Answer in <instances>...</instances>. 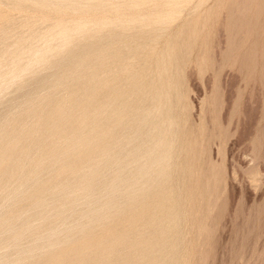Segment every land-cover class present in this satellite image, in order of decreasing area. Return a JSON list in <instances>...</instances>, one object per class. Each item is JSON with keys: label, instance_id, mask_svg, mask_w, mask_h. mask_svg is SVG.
Returning <instances> with one entry per match:
<instances>
[{"label": "rangeland", "instance_id": "1", "mask_svg": "<svg viewBox=\"0 0 264 264\" xmlns=\"http://www.w3.org/2000/svg\"><path fill=\"white\" fill-rule=\"evenodd\" d=\"M224 2H226V0H181L178 1L180 5L177 6L178 15L176 12L175 14L177 16L175 15V17H173L174 19L172 18V21L170 20L169 23L160 26L158 24L150 25L148 28L143 27V29L142 27H130L125 29V34H121V37H124V39L120 37L122 41L121 39L117 41L119 36H114L109 39V43L112 42L110 44L114 43L112 45L114 48H116L117 45L120 47L118 48L119 51H115L118 53L113 55L115 58L114 62L111 63L112 60L107 61L103 67H101V76L105 79L103 83L107 84L110 88L109 90L106 88V91H103L101 96L99 94L100 98H98V103L103 105V109H99L103 111L99 114V119L104 123L106 128L110 126L108 137L112 140V138H116L115 136L119 138L120 136L118 135L127 134V138L130 140V138L141 136L143 137L142 141H140L141 143L143 140H148L149 134H153L157 138L159 128L157 127L158 118L164 119L166 116L165 114H167L168 117L172 114L171 118L175 117L176 123L170 126V134L166 124L159 128V131L163 129L165 134L167 133L164 140L166 142L167 154L170 156V160L168 161L171 169L170 173L168 172L169 174L167 173L164 175L162 179H158V171L155 170V175H153L155 178L157 177V181L152 184H150L151 182L148 180L145 183L139 181L137 186L141 185L142 187L139 190L141 199L134 202L133 206H130L129 203L128 205H123L122 202L119 204L120 202L116 201V198L120 196V193L117 191L118 189L112 193L115 200L113 205L117 207L119 204L124 210L122 219L120 218L121 221L119 220V223H123L121 224L122 230L119 231L120 233L113 236L115 239L112 238L108 241L109 244L111 243V246L108 248V253L95 252L94 256L98 260L97 264H120L130 247L135 248L140 243L138 240L147 239L151 243L150 246L147 247H151L155 252L147 248L148 251L152 252L154 257L155 255L158 256L159 250L163 251V253H161L164 258L167 256L165 258L166 261L164 260L168 262L167 264H196V255L192 257V255H187L188 253L185 252L188 245L193 243L194 240L193 232L191 231V234L188 233L190 231L189 221H186L187 219L184 218V213H182L185 212V203L183 202L185 198L183 197L186 193L184 192L187 191L188 186L191 185L189 184V171L186 170L187 159L185 158H188L189 150L186 141L191 138L190 131L194 129L195 132L199 129L204 130L203 127L213 129L215 124L218 126L221 124V129L218 127L220 131L223 129L222 132L224 133H221L222 137L220 136L221 141L213 139V143H209L207 148L203 151L205 154H203L209 161L212 160L211 162L213 164L215 163L214 165L217 166L219 164L217 167H220L221 170L222 185H220L219 195L214 198L216 206L214 205L215 208H213V213L217 215V218L213 226L214 230L211 241L213 243H211L210 246V248H212V250L210 249L211 257L209 258L210 255L207 257L208 260L206 259L205 264H264V86L256 77V74L254 75L253 73L249 78L244 75L246 71L243 68L241 69L238 64L226 62L221 59L223 58L221 56L222 53L224 52L225 54L227 52V35H229V32H227L228 30L225 29L227 16H225L226 11H224L226 8L223 7H225L227 3L225 4ZM149 5H145V8H142L143 10H139L137 13L144 16L151 13L154 14L157 11L160 15L165 14L163 8L158 7L152 10ZM11 6L12 4L9 1L0 3L2 13H5L4 15H7V18L12 20L10 21L9 19L10 23H5L7 25H3V27L6 26L4 28H6L7 34L5 37H0V54L2 51H7V49L12 48L18 39L25 38L26 36L28 37L33 33L38 35L43 34L47 29L52 27L56 21L55 19H57V15H52L53 17L55 16L54 19L51 16V20L49 18V20L47 19L39 22L35 20L38 18L34 9L32 10V8L26 7L25 10L23 8H21V10L20 8L15 10V8ZM217 8H221L222 10L217 11ZM141 11L145 14H142ZM220 11L222 13H219ZM207 12L208 14H206ZM214 12H218V14L215 13L216 16L218 15L217 17L214 15ZM63 16L65 18L67 17L66 15ZM214 17L216 19L215 21H213ZM208 18L210 20L206 21ZM196 22L199 23L197 24ZM194 23L197 26V30L191 32L194 31L192 28V26L195 25ZM120 31V29H114L113 33L120 34L118 33ZM192 33L196 34L190 37ZM209 33L210 36H208ZM106 37L107 36H103L104 39L98 41L102 49L103 45L108 43ZM204 38L207 39V42H211L209 44L210 48L212 46L210 51H212L214 61L212 62L213 67L210 65V68L209 65H207L208 67L206 65H199L196 57L199 54V51L197 52L199 49L198 43ZM38 44L39 42L36 41H28L24 43L23 47L37 46ZM109 49L110 48H107L104 51ZM116 54L121 58H117ZM7 58L9 59V57ZM7 61L8 60H6V62ZM28 62L29 58H24L22 63ZM220 62H223V65ZM8 63L9 61L0 64L1 75L5 76L10 70V63ZM226 63L231 65L228 66ZM233 65H237L239 68ZM218 66H221V68L215 69ZM161 67L166 68V72L158 75L157 71ZM123 69L124 71H122ZM113 70L114 72H112ZM47 71L48 70H46V72ZM46 72L44 70L42 74ZM49 72L50 71H48V73ZM30 76L31 75H25L21 77L20 83L22 85L21 87L20 84L18 85L20 90L16 85L0 86V126L6 133H9V130L15 128V126L12 125L13 123H10V117L19 118L20 121H23L22 123H25V121L27 123L31 122L30 118L27 117L26 119L27 115L23 114L26 97L31 90L34 92L37 91L32 96L34 101L43 99L42 101L46 104L61 100V98L62 100L64 98V100H66L68 97L67 93L69 94L70 82H65L64 85L61 84V87L59 86L58 89H53L51 84L46 83V87L43 85V88L39 87L40 89L36 90V88L33 90V83L30 84L33 78ZM158 78H160V81H158ZM103 79H100V81H103ZM160 82H163L164 85L168 82L173 84L170 86L172 88L169 87L168 90V97L170 100L160 99L165 103L167 102L169 105H166L165 111H162L161 114L156 112L150 113L154 105H158V85ZM24 85H27V87ZM108 91L111 92L108 93ZM113 94H115V96H113ZM81 96H83V94H81ZM111 96L114 100H112ZM107 97L108 100L111 99L108 101ZM118 98L119 102L116 101ZM128 98L129 100H127ZM107 102L110 106L107 105ZM113 102L114 105H111ZM119 106L125 109L121 110L122 108ZM117 107H119V114L124 113L122 114L123 118L127 120L121 125H116L115 123L110 124L108 121H105L108 118H112L113 112L111 113V111L117 110ZM234 108L236 109L235 111H233ZM146 109H149V111ZM212 110H215V112ZM137 117H139V119ZM214 117L215 119L213 121ZM215 120L217 121L215 122ZM155 124H157V126ZM159 125H162V123ZM195 126H198V128L196 129ZM191 127H193V129ZM207 128H205V130ZM116 130L119 134L116 133ZM115 133L117 135H115ZM255 139L259 140L260 143H256ZM169 140L174 141L173 147H170V152L167 147ZM137 142L138 140H131L130 144L132 146L128 145L126 147L134 148L137 146ZM151 142L153 144V140H151ZM127 143L128 140L126 144ZM148 145L149 143L146 146ZM157 145L158 144L155 143V146ZM257 145L260 147H257ZM0 146L2 147L1 142ZM17 149L18 147L15 150H10L11 156L8 150L5 149L3 151L0 155V169L4 170L5 168L10 170L17 166ZM102 150L104 149H99L98 156L102 155ZM140 150L143 151L145 149L142 148ZM142 151L140 156L144 153V151ZM13 152H17L16 154L14 153L16 156L14 154L12 155ZM107 152L109 153V150L103 153ZM256 153L258 156L255 157ZM38 154L43 158V153L40 152ZM157 155L158 153L152 156L158 157ZM8 157L13 158L7 161ZM65 157L66 160H71L72 156L65 154ZM107 165L109 167V164ZM49 168L50 166L42 165L39 167V171L43 181L50 180L49 187L51 188L49 190L50 193L46 196V203L48 202L49 209H52L54 205L62 204L66 196H64V194L61 195L58 191L57 185L55 184L56 182H54V178H52V170H49ZM127 174L130 173L127 172ZM108 177V175H104L103 179L101 178L102 182H104V178ZM99 181L100 180H98V183L101 184L102 182L100 183ZM1 182L2 181H0V221L6 212H12L14 215L12 216L13 219L10 220L11 226L8 228V231L0 227V264H54L46 261L47 256L60 253L66 248V246L62 244V246L54 244L65 240V238L68 237L65 236L66 233L67 235L71 231L73 233L74 226L77 223L86 224L89 222V224H93L91 226L93 232H91V230L90 234L94 236H98L96 232L99 235H103V233H101L105 231L103 230V226L106 229H110V227L117 229L119 226L116 219L114 223L108 222L109 225L104 224L105 216L100 213L97 214L96 211L91 208L94 207V205L90 206L86 204L82 198H77L72 208L67 213L61 214L60 222L63 225L57 233V237L61 240H51L52 237L47 240L45 237L46 234L49 233L48 225L47 222L40 218V211L27 209L26 204L21 201L22 198L20 199V197H22L20 194L17 196H10L11 198L8 201L7 195L10 192V188L4 189ZM66 188L67 191H70L73 185H68ZM91 188L95 193L93 199L96 204L99 197L104 194V191L100 190L98 185ZM171 199L173 200L171 201ZM158 201H162L165 205L162 207L161 211L160 209L158 210ZM8 203L11 204V206L9 208L7 207L9 210L6 211L5 205ZM88 209H91V212L88 211ZM23 218L29 221L34 230L28 231V233L26 232L24 234L25 238L18 241L17 245H9L7 240L10 231L19 228ZM183 219H185V221ZM85 221L88 222L85 223ZM115 221H117V223ZM141 227H143V230ZM76 231L74 234L77 233ZM130 231L132 232L128 233ZM142 232L146 236L141 234ZM117 236L125 238H122L124 239V242L121 240L122 244L117 243ZM190 239L192 242H189ZM114 240L116 242L112 243ZM75 249V253H73V251L71 255L67 257V261L70 260L72 264H90L87 257L82 255L81 249L78 247ZM135 261L136 260H134V263Z\"/></svg>", "mask_w": 264, "mask_h": 264}, {"label": "bare ground", "instance_id": "2", "mask_svg": "<svg viewBox=\"0 0 264 264\" xmlns=\"http://www.w3.org/2000/svg\"><path fill=\"white\" fill-rule=\"evenodd\" d=\"M3 1H9L15 10L19 8L20 10L21 8L25 10L26 7H30L32 10L34 9L38 18L35 19V17L34 19L39 22L47 19L49 20V18L51 20L52 15H57V19H55L56 21L53 20L55 22L52 27L47 29L43 34L38 35L33 33L28 37L26 36L25 38L18 39L12 48L7 49L8 52H1L0 64H3L4 62L7 63L9 61L10 70L5 76L0 74V86L5 87L9 85H16L17 87L20 84L21 87L22 84L20 83V79L25 75L32 76L33 79L30 84L33 83V90L36 88V90H38L44 86L46 87V83L51 84L53 89H58V87H61V84L64 85L65 82H70L71 86L69 88L70 90L68 89L69 94L67 93L68 97L66 100H64L65 98L63 97V100L61 98V100L55 102L52 101L53 103L47 104L42 101L43 99L34 101L32 96L37 91L34 92L31 90L32 92L30 91L29 95L26 97V103L23 107V114H26V119L27 117L30 118L31 122L27 123L25 121V123H22L23 121H20L19 118L10 117V123H13L12 125H14L15 128L9 130V133H6L0 126V142L2 144V147L0 146V155L5 149L10 152V150H15L18 147V153L16 152L18 157L16 158L18 162L17 166L10 170L5 168L4 170L0 169V181H2L1 185L4 189L10 188V192L7 195L8 201L11 198L10 196H17L20 194V196H22L20 199L22 198L21 201L26 204L27 209L40 211V218L47 222L48 225L49 233H47L45 237L47 240L51 237V240H61L57 237V233L63 225L60 222L61 214L67 213L72 208V205L77 198H82L85 203L90 206L94 205V207L91 208L96 211L97 214L100 213L105 216L104 224L109 225L108 222L114 223V220L116 219L119 224L118 228L116 227L117 229H113L112 227H110V229H106L103 226V230H105L104 232H101L103 235H99L96 232L98 236H94L92 234L93 237L90 234V231L92 230L91 226L93 224H89L88 221H85V223L88 222L86 224L77 223L74 226L73 233L72 231L68 233V235L66 233L65 236L68 237H64L65 240L54 244H62L66 246V248L64 247L65 249H63L60 253L48 255L46 258L47 262L63 264L67 261V257L71 255L74 249L78 247L81 249L82 255L87 257L90 264H97L98 260L94 256L95 252H103L105 254L108 253V248L111 246V243L109 244L108 241L112 238L115 239L113 236L120 233L119 231L122 230L121 224L123 223H119V220L121 221L124 210L119 204L122 202L123 205H128L129 203L130 206H133L134 202H137L138 199L140 200L141 193L139 190L142 187L140 184V186H137V183L139 181L145 183L148 180L151 182L150 184H152L157 181V177H154L155 170L158 171V179H162L164 175L168 172L170 173L171 169L168 163L170 156L167 154V148L165 145L166 142L164 140L167 133L165 134L163 129H160L159 131V128L166 124L170 134V126L176 123V119H174L175 117L171 118L172 114L169 117L165 114L166 116L164 119L157 117L158 126L155 124L159 127L157 138L153 134H149V138L147 137L148 140H143L141 143L140 141H142L143 138L141 136H137V138L133 137L129 140L127 138V134H123L118 135L120 137L117 138V136H115L117 135L116 133H118L117 130L114 135L116 137H114L115 139L112 138L111 140V138L108 137L110 126L106 128L104 123L99 119V114L103 112L99 109H103V105L98 103V98H100L103 91H106V88L107 90L110 88L107 84L103 83L105 79L101 76V67H103L107 61L112 60L111 63L114 62L115 58L113 55L118 53L115 51H119L118 48L120 47L117 45V47L114 48V46H112L114 43L110 44L112 42L109 43V39L114 36H119L117 41L121 38L124 39V37H121V34H125V29L130 27H142L143 29V27L148 28L150 25L152 26L158 24L160 26L169 23L176 14L178 15L177 6L179 5L178 1L181 0H0V3ZM217 3L219 4L218 1ZM224 3H227L226 6L223 7L226 8L224 11H226L225 16H227L225 29L228 30L227 32H229V35L226 33L228 37L227 52L225 54L223 52L221 55L223 58H220L226 62L238 64L241 69L243 68L246 71L244 75L247 77H251L253 73L254 75L256 74V77L264 86V0H226ZM145 5H149L152 10L161 7L165 10V14L160 15L157 11L156 13H151L147 16L141 14L139 15L137 12L139 10H143L142 8H145ZM221 8H217V11L222 10ZM142 12L143 11H141V13ZM215 13L218 14V12H214V15ZM219 13L222 12L220 11ZM4 14L5 13H2V10L0 9V37H5L7 34V30L4 28L6 26L3 27V25H7L10 21H12ZM206 14H208V12ZM63 15H66L67 17L65 18ZM54 18L55 16L53 19ZM207 20L210 19L208 18L206 21ZM215 20L216 19L214 17L213 21ZM196 23L198 24L199 22ZM196 27V24L192 26L194 31L191 32H195V30H197ZM114 29H120L121 31L118 32L120 34L113 33ZM194 34L192 33L190 37H193ZM103 36H107L106 39H108V43L104 44L102 49V47L98 44V41L103 40ZM208 36H210V33ZM28 41H36L39 42V44L37 46L23 47L24 43ZM210 43L204 38L200 43H198L199 49L197 52L199 51V54H196L199 65H209V68L214 61L212 51H210L212 48V46L210 48ZM107 48L110 49L104 51ZM7 57H9V59ZM118 57L120 56H117V58ZM24 58H29V62L23 64L22 62ZM6 60L8 61L6 62ZM220 63L223 65V62ZM226 64L228 65V63ZM221 66H218L215 69L221 68ZM236 66L237 65L234 67ZM124 69L122 71H124ZM44 70L45 72L46 70L50 72L48 73L47 71L46 73L48 74H42ZM112 72H114V70ZM157 72L158 75L165 73L166 68L161 67ZM100 79H103V81H100ZM158 81H160V78H158ZM168 83H166V85L168 84L167 87L163 82H160L158 85V105H154V107L150 110V113L156 112L161 114L162 111H165V107L168 103H165L160 99L163 98L165 100H170L168 97V90L173 84L171 82ZM20 87L18 88L19 90ZM25 87H27V85ZM110 92L111 91H108V93ZM81 94H83V96H81ZM113 96H115V94H113ZM119 98L116 101H118ZM112 100H114L113 97ZM127 100H129V98ZM107 105H109L108 102ZM111 105H114V102L113 104L111 103ZM119 107H117V110L115 109L114 111H111V113L113 112L112 118H108L105 121H108L110 124L115 123L116 125L124 124V121L127 120H125L126 118H123L122 114L124 113L119 114ZM123 109L125 108H122L121 110ZM146 110L149 111V109ZM235 110L236 109L234 108L233 111ZM212 111L215 112V110ZM137 118L139 119V117ZM214 119L215 117L213 118V121ZM216 121L217 120H215V122ZM160 123H162V125H159ZM220 126L215 124L213 127L214 130L207 127L205 128L208 130H205L203 127L204 130L199 129L197 132H195L194 129L193 131H190L191 134L189 133L191 138L186 141L189 147V150L187 149L188 158H185L187 159L186 170L189 171L190 176L188 177L190 178L189 184L191 185H189L188 189L186 188L187 191L184 192L186 193L183 197L185 198V200H183L185 203V212L182 213H184L183 215L184 218L187 219L186 221H189L190 231L187 232L189 234H191V231L193 232L194 240L193 243L188 245L185 252L188 253L187 255H192V257L196 255V264H205V261L206 259L208 260L207 257L210 255V251L212 250L210 246L211 243H213L211 242L214 230L213 226L215 219L217 218V215H214L213 213V208H215L214 198L220 193L222 180L220 167H217L219 164L216 166L214 165L215 163L213 164L211 162L212 160L209 161L207 157L204 156L205 152L203 151L207 148L209 143H213V139H221V133L224 132H222L223 129L220 131ZM195 127L196 129L198 128V126ZM191 128L193 129V127ZM123 131L126 132L125 130ZM126 138L129 144H126ZM131 140H138L137 144L134 143L137 146L134 148H127L126 146L128 145L132 146L130 144ZM151 140H153V144ZM257 142L260 143L259 140H256V143ZM148 143L149 145L146 146ZM155 143L158 145L155 146ZM173 145L174 141L169 140L167 144L169 152L170 147H173ZM258 145L257 147H260ZM101 148L104 150H102V155L98 156V151ZM142 148L145 150H143L144 153L140 156L142 151L140 149ZM106 150H109V153H103ZM40 152L43 153V158L40 154H38ZM14 153L15 152H13L12 155ZM157 153L158 157L152 156ZM65 154L72 156L71 160H66ZM256 156H258L257 153L255 157ZM8 158L7 161H10V158L13 157ZM107 164H109V167ZM42 165L50 166L49 170H52V178H54L53 180L56 182L55 184L57 185L58 191L61 195L64 194V196H66L65 201L62 204H56L52 209H49V204L48 202L46 203V196L50 193L49 190L51 188L49 187L50 180L43 181L40 177L39 167ZM127 172L130 174H127ZM104 175H108L109 177L104 178V182H102ZM98 180L102 183L99 184ZM68 185H73V188L70 191H67L66 187ZM96 185L100 187V190L104 191V194L99 197V200L95 204V200L93 199L95 193L91 187ZM116 190L120 193V196L116 198V201L120 202L117 207L113 205L115 200L112 196V193ZM172 200L173 199H171V201ZM5 206L6 211H8L11 204L8 203ZM164 206L165 205L162 201H158V210L160 209L161 211ZM88 211L91 212V209H88ZM5 215L0 221V227L8 231V228L11 226L10 220L13 219L12 216L14 214L12 212H6ZM185 219L183 220L185 221ZM117 221L115 222L117 223ZM19 226L20 227L16 229H9L11 230L7 240L9 245H17L18 241L25 238L24 234L26 232L28 233V231L34 230L26 218L22 219ZM141 228L143 230V227ZM75 231L77 232L76 234H74ZM91 232H93V230ZM131 232L132 231L128 233ZM143 232L141 234L144 235ZM121 236H117V243H121V240L124 242L125 238ZM138 241L140 242L139 245L137 244L138 246L135 248L130 247L128 253H126L120 264L168 263L165 262V258L167 256L164 258L162 255L163 251L159 250L158 256L155 255L154 257V255H152V252L155 251H153L151 247L148 248L151 244L148 239ZM114 242L116 241L114 240L112 243ZM189 242H192L191 239ZM147 248L151 249L152 252L148 251ZM73 253H75V251ZM210 257L211 255L209 258ZM133 259L136 260L135 263ZM64 264H72V262L68 260Z\"/></svg>", "mask_w": 264, "mask_h": 264}]
</instances>
